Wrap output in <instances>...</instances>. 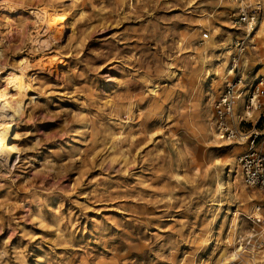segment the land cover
<instances>
[{
	"label": "rangeland",
	"instance_id": "1",
	"mask_svg": "<svg viewBox=\"0 0 264 264\" xmlns=\"http://www.w3.org/2000/svg\"><path fill=\"white\" fill-rule=\"evenodd\" d=\"M222 1L0 0L17 151L0 164V264H264V196L237 165L245 144L213 139L212 125L233 76L263 74L264 0L247 1L261 2L248 36ZM43 12L67 21L51 32ZM224 62L227 81L212 70ZM25 63L16 109L7 76Z\"/></svg>",
	"mask_w": 264,
	"mask_h": 264
},
{
	"label": "built area",
	"instance_id": "2",
	"mask_svg": "<svg viewBox=\"0 0 264 264\" xmlns=\"http://www.w3.org/2000/svg\"><path fill=\"white\" fill-rule=\"evenodd\" d=\"M236 5L233 24L243 26L248 36L255 28L257 12L261 2L253 4L248 0H228ZM203 37H207L206 34ZM247 39H240L236 44L238 55L246 49ZM231 71L237 67L236 58L232 60ZM252 82L235 74L228 82L221 95L213 103V129L218 140L234 141L245 144V151L238 157L242 181L247 188L257 189L264 196V71L255 74ZM240 104V113L237 110ZM257 117L252 123V115ZM252 123V130H243L242 125ZM260 126V127H258ZM260 206L255 211L258 212Z\"/></svg>",
	"mask_w": 264,
	"mask_h": 264
},
{
	"label": "bare ground",
	"instance_id": "3",
	"mask_svg": "<svg viewBox=\"0 0 264 264\" xmlns=\"http://www.w3.org/2000/svg\"><path fill=\"white\" fill-rule=\"evenodd\" d=\"M214 1H216V2H218L220 4H225V3H223L222 0H214ZM66 18H65V15H63V14L58 17V16H50L46 12H43L42 15H41L42 22H44L46 24L47 29L48 30L50 29L51 32L53 31V29H57L58 30V28H61L62 25L64 26L65 22L67 21ZM262 26H263V24H261V21H260L258 23V25H257V29L255 30V34H254L255 37H260L261 38L262 32H263ZM57 33H58V31H57ZM43 42H46V40L43 41ZM227 55H229V50L228 49H224V57L227 58ZM241 61H242V63H244L246 61V57L243 56L241 58ZM27 67L28 66L25 63V64H23L22 68L20 69L21 70L20 74L10 73L7 76V85H13L16 88V90H17L16 94H18V95H16L15 98L18 99V101L16 103H14L15 106H13L16 109L20 108L23 105H25V101L27 100V99H25L26 98V94L24 93V91L27 90V85L25 84V81H24V79H25L24 71L27 69ZM212 70H213V73L217 77H220L223 81H227L228 76L230 74V68H227L226 62H224V64L221 67V69H217L216 67H214ZM10 97L11 96H8V93L6 92L5 89L2 92H0V164L1 165H3L4 162L7 163V161H8L7 159L14 157L16 155V152H17L16 151V147H14L13 143L11 142V138L13 136L12 135L13 132L11 133L6 128V126L4 125L5 118L9 114L8 112L12 111V109H11V111L7 110V107L5 105V104H7L6 102L9 101ZM28 101H29V99H28ZM240 104H241V102L238 103V108H237L238 111H240ZM13 138H15V136ZM213 139H217V136H216L215 133H213ZM237 143L239 145L241 144V142H237ZM226 147H229V145H226ZM235 149H236V147H235ZM14 158H13V160H14ZM8 163H10V162H8ZM232 165H235V164L232 163L231 166ZM233 167H234V170H235V166H233ZM227 168H228L227 172H229V174L227 176H230L231 168L229 169L228 166H227ZM231 180H232V178H231Z\"/></svg>",
	"mask_w": 264,
	"mask_h": 264
}]
</instances>
